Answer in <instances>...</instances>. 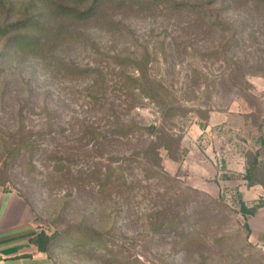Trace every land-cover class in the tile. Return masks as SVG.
I'll use <instances>...</instances> for the list:
<instances>
[{"label": "rangeland", "instance_id": "rangeland-1", "mask_svg": "<svg viewBox=\"0 0 264 264\" xmlns=\"http://www.w3.org/2000/svg\"><path fill=\"white\" fill-rule=\"evenodd\" d=\"M240 200L264 0H0V264H264Z\"/></svg>", "mask_w": 264, "mask_h": 264}, {"label": "trees", "instance_id": "trees-1", "mask_svg": "<svg viewBox=\"0 0 264 264\" xmlns=\"http://www.w3.org/2000/svg\"><path fill=\"white\" fill-rule=\"evenodd\" d=\"M264 206V203H261V204H256L255 206L251 207V208H247L244 203L240 200L239 201V212L243 215H253L255 213V211L260 208V207H263ZM247 232L249 233V230H247ZM41 240L43 242H41ZM49 240V237H47L46 235L44 234H40L36 237V239L32 240L31 243L36 246L37 250L39 252H45L46 249H45V245L44 243L46 241Z\"/></svg>", "mask_w": 264, "mask_h": 264}, {"label": "crops", "instance_id": "crops-1", "mask_svg": "<svg viewBox=\"0 0 264 264\" xmlns=\"http://www.w3.org/2000/svg\"><path fill=\"white\" fill-rule=\"evenodd\" d=\"M257 227L259 228V233L264 234V219H260L259 222L257 223ZM251 230L253 231V228L251 226Z\"/></svg>", "mask_w": 264, "mask_h": 264}]
</instances>
